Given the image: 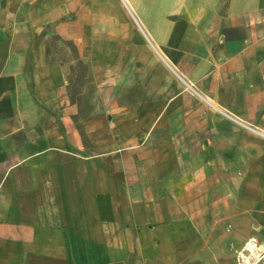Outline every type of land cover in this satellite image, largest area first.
<instances>
[{
  "label": "crops",
  "instance_id": "crops-1",
  "mask_svg": "<svg viewBox=\"0 0 264 264\" xmlns=\"http://www.w3.org/2000/svg\"><path fill=\"white\" fill-rule=\"evenodd\" d=\"M225 113L264 132V0H0V264H235L264 136Z\"/></svg>",
  "mask_w": 264,
  "mask_h": 264
},
{
  "label": "built area",
  "instance_id": "built-area-1",
  "mask_svg": "<svg viewBox=\"0 0 264 264\" xmlns=\"http://www.w3.org/2000/svg\"><path fill=\"white\" fill-rule=\"evenodd\" d=\"M225 115L237 124L249 129L250 131L264 136V132L259 129L243 123L238 118L225 113ZM264 261V241L255 236H249L245 239L242 245L235 249L234 262L235 264H260Z\"/></svg>",
  "mask_w": 264,
  "mask_h": 264
}]
</instances>
